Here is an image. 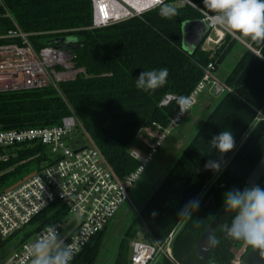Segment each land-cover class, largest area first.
<instances>
[{
    "label": "trees",
    "instance_id": "1",
    "mask_svg": "<svg viewBox=\"0 0 264 264\" xmlns=\"http://www.w3.org/2000/svg\"><path fill=\"white\" fill-rule=\"evenodd\" d=\"M187 1L190 4L177 7L181 0H165L178 11L171 19L162 18L157 6L138 17L93 28L91 0H2L19 29L30 35L29 41L36 51L50 47L48 42L59 36L75 37L79 47L70 50L69 56L73 69L79 73L55 87L0 93V130L58 126L63 118L73 115L120 179L139 165L130 156L138 132L142 128H153V124L166 129L179 110V97L187 98L191 94L203 76L202 69L210 62L215 68L226 60L232 62L223 82L231 92L219 98L206 91L198 96L206 110L205 116L196 121L198 130L171 164L139 217L132 222L131 227L143 226L152 242L159 245L181 225L185 216H179L180 210L189 201L196 200L216 175L217 172L204 168L205 163L213 160L222 167L248 131L256 112L264 108V40L253 39L250 43L262 59L227 34L212 51H202L198 46L191 53L185 52L181 46V24L203 19L202 13L216 14L206 7L204 0ZM10 27V22L0 21V32ZM233 33L244 41L245 35ZM238 51L239 56L235 54ZM161 68L168 70L164 86L151 93L135 87L134 80L142 71ZM166 94L175 95L177 100L161 108L159 103ZM227 130L232 132L235 146L230 152L220 154L210 141ZM253 133L243 144L249 153L243 163L236 162L239 167L232 175L233 180L228 176L234 164L225 172L222 189L218 182L196 212L186 216L175 234L171 251L177 264H199L191 254L194 242L222 206L224 193L232 190L233 185L237 189L246 186L245 179L264 153V122L256 126ZM258 134L259 140L250 147ZM14 154L15 163L29 161L13 169L16 164H12V159L0 165V192L15 187L53 163L49 151L39 145L16 149ZM258 185L264 187V177ZM67 214L68 210L60 203L49 206L31 222L35 227L22 236L15 249L45 226L63 222ZM105 230L90 241L72 264H95ZM213 237L215 245L208 255L211 262L231 264L229 249L238 240L226 238L224 230ZM115 259L114 264H129L124 242ZM159 264L172 263L162 260Z\"/></svg>",
    "mask_w": 264,
    "mask_h": 264
},
{
    "label": "built area",
    "instance_id": "2",
    "mask_svg": "<svg viewBox=\"0 0 264 264\" xmlns=\"http://www.w3.org/2000/svg\"><path fill=\"white\" fill-rule=\"evenodd\" d=\"M118 2L127 8L123 0ZM91 3L93 28H103L138 17L159 6L155 0L151 7L139 14L130 12V16L124 19L97 24L94 0H91ZM180 4L190 3L181 0ZM202 15V20L209 28L202 44V51L207 52L209 46L220 45L226 34H232L226 27L216 25L212 20L213 16L205 13ZM3 20L10 22L12 27L0 32V93L33 90L48 85L55 87L57 83L71 76V67L67 62L70 59L69 53L54 47L36 51L29 41L30 35L19 29L0 0V21ZM58 67L63 71L53 70ZM214 69L212 62L202 69L201 80L187 97L191 107L198 96L205 91L214 98L231 92L229 87L216 78ZM176 100L175 95L166 94L160 101L159 107H167ZM186 113L187 111L181 114L178 110L166 129L153 124V128H142L138 132L137 136H140L141 144L147 149V155L141 158L137 152L130 151L131 158L138 161L139 165L135 171L121 179L115 176L105 163L100 152L83 128L78 126L73 115L63 118L58 126L0 130V165L9 163L15 157L13 151L16 149L37 145L45 147L53 159V163L43 167L38 173L15 187L0 192V250L7 240L30 225L54 203L62 204L78 221L63 239L65 229L63 223L55 222L45 226L30 241L14 249L8 259L0 264H29L33 259L29 249L38 240L49 238L50 229L54 230L66 244L78 249L73 262L90 241L112 221L120 206L129 202V190L143 172L144 166L167 138L171 127L178 124ZM262 122H264V113L260 110L256 112L249 129H254ZM76 137H82L84 143L82 149L70 147L69 141ZM175 234L176 230H173L160 245L152 242L150 237L148 241L132 242L129 264H151L158 254L166 255L171 263L177 264L171 253Z\"/></svg>",
    "mask_w": 264,
    "mask_h": 264
},
{
    "label": "clouds",
    "instance_id": "3",
    "mask_svg": "<svg viewBox=\"0 0 264 264\" xmlns=\"http://www.w3.org/2000/svg\"><path fill=\"white\" fill-rule=\"evenodd\" d=\"M159 15L171 19L178 14L177 8L157 0ZM207 8L216 13L212 20L231 32H236L252 39L264 40V0H204ZM168 70L161 68L142 71L134 80L135 87L151 93L165 85ZM180 113L188 111L191 103L186 97L177 101ZM213 149L220 154L228 153L235 146V139L230 130L221 131L210 141ZM204 168L213 172L221 170L220 163L209 160ZM223 205L225 212L231 216V223L225 229V237L242 240L253 249L264 250V187L260 185L245 186L224 193ZM199 207V200L189 201L179 212V216H189ZM47 239L38 240L30 249L31 264H71L78 249L66 244L58 234L50 229Z\"/></svg>",
    "mask_w": 264,
    "mask_h": 264
},
{
    "label": "rangeland",
    "instance_id": "4",
    "mask_svg": "<svg viewBox=\"0 0 264 264\" xmlns=\"http://www.w3.org/2000/svg\"><path fill=\"white\" fill-rule=\"evenodd\" d=\"M176 6L179 7L181 6V4L180 3L176 4ZM231 34L232 35L229 34L231 37L235 36L233 32H231ZM245 38L247 41V43L245 44L251 50L255 51L254 49L251 48L250 45L253 39L249 36H245ZM229 61L230 60H226V62L223 63L222 66H220L219 73L217 74L218 76L215 74L219 79V81H222L224 74H226V71H228L227 66L231 65L232 62ZM67 62L71 67L70 68L71 76L69 78H65V81L74 79L75 76L79 73V71H75L73 69L70 59H68ZM53 70L55 72L59 71L57 70V68ZM204 107L205 105L202 103V99L201 98L197 99L194 105L190 107L187 113L181 118L180 122L174 125L173 127H171L167 135V138L160 144L156 153L153 154L151 160L144 166L143 172L140 174V176L138 177L132 188L129 190V202H126L120 206L119 210L117 211L112 221L106 226V230L102 237L101 251L97 256V260L95 264H114L116 260L115 258L118 248L122 242H124V245L126 247L127 260H128V257H130V252H131L130 246L132 242L137 240L148 241L150 239L147 230L143 226L140 228L137 227L136 225L134 227H131L132 222L137 217H139L140 210L142 209L146 201L149 199L151 194L154 192V190L161 183L165 175L168 173L169 169L171 168V164L174 163V161H176L177 157L185 148L186 143L193 137L195 132L198 130L199 126L196 124V121L200 120L201 117L205 116L206 110ZM253 132L254 129L252 130L249 129L245 133V135L238 143L236 148L233 150L231 155L222 165L221 170L216 173L214 178L205 186V188L199 194L197 198L199 200V205L201 204L204 196L208 193L210 188L214 187L216 182L217 183L226 182L225 172L231 170V167L233 165L232 162H234V158L236 157L237 152L241 150L243 144L254 134ZM132 150L137 152L141 156V158L146 157L147 149L141 144L140 136H137L135 142L133 143ZM13 152L15 153V151ZM35 157L37 158L38 156L36 155ZM14 158L12 159V164H16V165L12 166V169L20 165L22 166V164L29 161L28 159L25 161H21L19 163L18 162L15 163ZM21 177H24V175H21ZM187 217L185 216L183 218L181 225L176 229V233L178 230H180L182 224L185 222ZM72 220H73V226L78 224L77 219L74 218L72 214L68 213L67 216L63 219V225L68 226L69 222H71ZM34 227L33 225L26 226L20 232H18L14 237L10 238L2 245L0 250V263H4L8 259L12 250L19 243L22 236L25 233H27L31 228ZM68 227L67 228L65 227L64 233L66 231H70ZM162 260H166L170 262L169 258L166 255L158 254L154 258L153 262H151V264H159L160 262H162Z\"/></svg>",
    "mask_w": 264,
    "mask_h": 264
},
{
    "label": "water",
    "instance_id": "5",
    "mask_svg": "<svg viewBox=\"0 0 264 264\" xmlns=\"http://www.w3.org/2000/svg\"><path fill=\"white\" fill-rule=\"evenodd\" d=\"M208 25L202 19L186 21L181 24V46L182 49L187 52H193L201 44L204 36L208 33ZM234 39L240 41L234 36ZM78 40L73 36H61L48 42L50 47L66 50L67 53L70 50L79 47L77 45ZM247 49L253 52V54L261 58L259 51H253L248 46ZM262 59V58H261ZM258 138H256L257 140ZM69 145L72 149H82L84 146L82 137H76L69 141ZM264 177V153L251 170L245 180L246 186H256ZM231 219L224 210V205L216 213L212 221L206 227L201 236L194 242L192 249V256L199 260L203 259L215 244V238L213 234L221 231L223 226ZM239 264H264V250H258L251 248L247 255L241 260Z\"/></svg>",
    "mask_w": 264,
    "mask_h": 264
},
{
    "label": "bare ground",
    "instance_id": "6",
    "mask_svg": "<svg viewBox=\"0 0 264 264\" xmlns=\"http://www.w3.org/2000/svg\"><path fill=\"white\" fill-rule=\"evenodd\" d=\"M117 1L118 0H94L97 24H103L109 20L124 19L130 16V12L139 14L151 7L155 0H123L127 8L120 5Z\"/></svg>",
    "mask_w": 264,
    "mask_h": 264
},
{
    "label": "flooded vegetation",
    "instance_id": "7",
    "mask_svg": "<svg viewBox=\"0 0 264 264\" xmlns=\"http://www.w3.org/2000/svg\"><path fill=\"white\" fill-rule=\"evenodd\" d=\"M60 37V36H59ZM58 38V37H57ZM256 138H258L257 140H256ZM259 138H260V134H258V135H256L255 137H254V142L251 144V146L250 147H253L254 146V143L256 142V141H258L259 140ZM248 153H249V149H247V148H244L243 146H242V148H241V150L239 151V152H237V154H236V157L234 158V162H232V164H234V169L232 170V172H231V174L228 176V178L230 179V180H233V178H232V175H233V173L238 169V167H239V165L238 164H236V162H239V163H243L244 162V160L246 159V157H247V155H248ZM261 158V157H260ZM259 161V160H258ZM257 164V163H256ZM255 164V165H256ZM246 180V179H245ZM260 183V182H259ZM258 183V184H259ZM217 184V182L215 183V185ZM232 184H235L234 182L232 183ZM244 184H245V181H244ZM215 185H214V187H215ZM224 186V184L223 183H221V185H220V188L222 189V187ZM214 187H211L210 188V190L208 191V193L206 194V195H208V194H210L211 193V191L214 189ZM232 190H234V189H237L236 187H235V185H233L232 186V188H231ZM242 190V189H241ZM206 195L204 196V198L206 197ZM203 198V199H204ZM203 201V200H202ZM222 206H223V204H222ZM221 206V207H222ZM220 207V208H221ZM219 211V210H218ZM217 211V212H218ZM230 223H231V219L228 221V224L224 227L223 226V228L221 229V230H224L228 225H230ZM215 245V244H214ZM214 247V246H213ZM213 247H212V249H213ZM252 247L251 246H249V245H247L245 242H243L242 240H238V241H236V242H234L232 245H231V248L229 249L230 250V253H231V255H232V262H231V264H239L240 262H241V260L247 255V253L249 252V250L251 249ZM211 249V250H212ZM211 250L208 252V254L203 258V259H199V260H197V261H199V264H215V263H212L211 262V259H210V257L208 256L209 255V253L211 252Z\"/></svg>",
    "mask_w": 264,
    "mask_h": 264
},
{
    "label": "crops",
    "instance_id": "8",
    "mask_svg": "<svg viewBox=\"0 0 264 264\" xmlns=\"http://www.w3.org/2000/svg\"><path fill=\"white\" fill-rule=\"evenodd\" d=\"M208 32H209V31H208ZM206 35H207V34H206ZM206 35H205V36H206ZM205 36H204V37H205ZM232 38H233V37H232ZM203 39H204V38H203ZM233 39H234V38H233ZM235 40H236V39H235ZM239 40H240V39H239ZM237 41H238V40H237ZM238 42H239L243 47L247 48V47H246L247 45L245 44V43H247L246 38H245L244 41H243V40H240V41H238ZM202 44H203V40H202L201 44L199 45V46H201V49H202ZM218 46H219V45H218ZM218 46H209V47H208V50H209V51H212V50L216 49V47H218ZM207 52H208V51H207ZM235 54H236L237 56H239V55H240V52L238 51V52H236ZM220 66H222V65H220ZM220 66H217V67L214 69V75H215V74L217 75V74L219 73ZM231 66H232V63H231V65L227 66L228 71H226V74H224V77L222 78V81H221L222 83L224 82V79L226 78V76H227L228 73L230 72ZM216 75H215V76H216ZM217 76H218V75H217ZM217 76H216V78H217ZM217 79H218V78H217ZM218 80H219V79H218ZM262 111H263V113H264V108L262 109ZM255 128H256V127H255ZM255 128H254V129H255ZM131 151H132V149H131ZM61 223H63V222H61ZM70 224H71V226H70ZM68 226H70V227H68ZM68 226H65V227H66V228L68 227L70 231H66V232L63 234L62 239L65 238V237L71 232V230H73V228H74V226H73V220H72L71 222H69ZM175 230H176V229H175ZM37 232H38V231H37ZM37 232H36V233H37ZM36 233H35V234H36ZM35 234H34V235H35ZM34 235H33V237H34ZM33 237H32V238H33ZM149 237H150V236H149ZM32 238H31V239H32ZM31 239H30V240H31ZM30 240H29V241H30ZM138 241H143V240H138ZM27 242H28V241H27ZM14 249H15V248H14ZM14 249H13V250H14ZM13 250H12V251H13ZM130 254H131V252H130ZM31 262H32V261H31ZM31 262H30L29 264H31Z\"/></svg>",
    "mask_w": 264,
    "mask_h": 264
}]
</instances>
